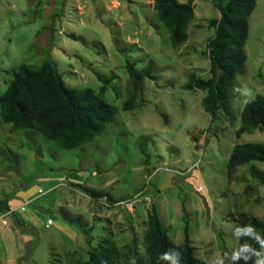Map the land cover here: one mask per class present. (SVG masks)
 Segmentation results:
<instances>
[{"label":"rangeland","instance_id":"374dc122","mask_svg":"<svg viewBox=\"0 0 264 264\" xmlns=\"http://www.w3.org/2000/svg\"><path fill=\"white\" fill-rule=\"evenodd\" d=\"M193 12L187 40L174 47L152 0H0V94L21 63L38 66L51 58L68 87L97 90L100 78L110 77L105 98L117 108L101 135L72 149L36 130L12 129L0 116V198L15 205L14 190L28 185L46 193L26 205L36 222L14 212L35 234L13 222L31 238L14 263L6 261L9 249L0 238V264H78L101 240L121 247L133 233L147 264L142 237L150 202L174 243L183 242L185 216L198 258L211 264L224 256L225 264H234L230 256L241 235L235 237L234 230L244 217L264 219V163L227 164L234 144L264 141V131L239 132L244 97L234 91L244 84L264 96V0H256L248 20L232 115L217 121L203 108L204 92L184 84L190 72L209 75L208 21L219 13L211 0H195ZM126 59L137 68L150 63L157 76L141 82L129 110L121 107L130 88ZM169 171L175 172L171 185L160 189ZM76 184L108 189L117 201L92 199ZM65 201L72 206L60 207L63 215L78 217L87 233L64 221L57 205ZM58 222L75 231L74 238Z\"/></svg>","mask_w":264,"mask_h":264},{"label":"trees","instance_id":"16d2710c","mask_svg":"<svg viewBox=\"0 0 264 264\" xmlns=\"http://www.w3.org/2000/svg\"><path fill=\"white\" fill-rule=\"evenodd\" d=\"M194 0H153L152 8L158 20L166 28L172 46L184 43L188 38L187 26L194 16ZM219 16L212 18L208 24L213 27V35L206 44L208 55V76L201 77L190 72L184 88L199 89L204 92L202 104L211 120L217 121L223 116L232 115L230 99L237 73L243 71L246 54L244 45L248 37L249 17L256 6V0H211ZM78 39V38H77ZM50 54V47L47 48ZM124 68L130 78V88L122 109L129 110L137 103L138 90L145 78L156 80L150 63L137 68L136 63L125 60ZM102 84L97 90L91 88L68 87L51 58L34 66L21 63L11 71L10 80L0 94V116L12 129H29L39 131L46 139L52 140L63 149H72L83 145L101 135L106 126L114 120L117 108L105 98L106 84L111 80L100 78ZM253 130L264 131V96L255 95V100L243 104L240 113L239 132L250 133ZM140 143L141 152L148 155ZM252 161L264 163V141H245L232 146L227 164L230 168L249 164ZM253 176L257 171L249 167ZM92 199L105 198L110 202L117 199L108 189L76 184ZM122 200V199H118ZM184 209V208H183ZM9 211L8 200L0 198V213ZM14 224L21 230L35 234L31 225L14 212H9ZM183 242L176 244L168 235V229L161 223L157 208L150 202L146 207V227L143 232L144 253L147 264H169L160 259L169 249L180 252V264H205L194 253L189 235V226L185 216ZM69 225H78L87 233L86 223L78 217L63 215ZM252 226L264 239V219L244 217L240 228ZM132 229V228H131ZM136 237L133 233L128 245L118 246L113 241L101 240L87 250L86 259L78 264H146L137 252ZM249 245L256 251H264L252 237L241 231L237 248ZM251 255V253H246ZM253 256L247 262L243 259L234 264H255ZM131 261V262H130Z\"/></svg>","mask_w":264,"mask_h":264},{"label":"crops","instance_id":"0c3cea01","mask_svg":"<svg viewBox=\"0 0 264 264\" xmlns=\"http://www.w3.org/2000/svg\"><path fill=\"white\" fill-rule=\"evenodd\" d=\"M194 4L195 0L193 2V6ZM45 194L46 193H44V191L37 185H28L21 187V189L14 190L12 195V197L14 196V198L16 199L17 203L15 205H12L11 202L8 201L9 211L0 213V238L2 243H4V246L9 249V256H6V258H8L6 261H9V263L15 262L16 256L22 253L23 249L25 248V243L31 238V236L27 233H20L18 228L13 225V221L9 215V212L18 213L21 211L23 213H26L23 214L25 220L30 219L31 221L36 222L38 219L32 212L26 209V205L37 199H42ZM46 203L47 202H45V204ZM71 206L72 204L66 201L63 204L60 203L59 205H57L58 210L62 214V216L63 213L60 207H65L67 209V207ZM47 221H51V219L48 218ZM46 222L44 224V227L47 226ZM57 226L58 228L63 229V231L67 232L70 235V239L74 238L73 234H75V231L70 230L66 225L64 227L63 223L61 224L60 222H58Z\"/></svg>","mask_w":264,"mask_h":264},{"label":"clouds","instance_id":"9594fccd","mask_svg":"<svg viewBox=\"0 0 264 264\" xmlns=\"http://www.w3.org/2000/svg\"><path fill=\"white\" fill-rule=\"evenodd\" d=\"M235 92L239 93L242 97H244V103L248 104L255 100V95L253 94L252 90L247 87V85L241 84L240 86L234 89ZM243 231L245 235L254 238L264 249V239L260 237L259 234L256 233L255 229L248 225L245 226L243 229L237 227L234 230L233 235L236 237ZM246 253H251V255H246ZM180 252L175 249H169L168 251L164 252L160 259L168 261L169 264H180ZM255 257V264H264V251H256L251 248L249 245H242L238 249L233 250L230 259L233 262H238L239 260L243 259L245 262L252 257ZM227 257L218 256L216 257L211 264H225V259ZM134 264V262H133Z\"/></svg>","mask_w":264,"mask_h":264},{"label":"water","instance_id":"95a60500","mask_svg":"<svg viewBox=\"0 0 264 264\" xmlns=\"http://www.w3.org/2000/svg\"><path fill=\"white\" fill-rule=\"evenodd\" d=\"M174 174H175V172H173V171H169V172H168L167 178H166V180L163 182V184L161 185L160 189H164V188H166V187H168V186L171 185V177H172V175H174Z\"/></svg>","mask_w":264,"mask_h":264}]
</instances>
